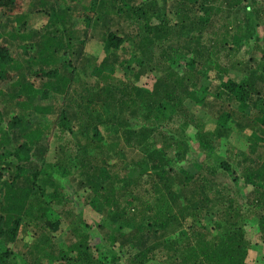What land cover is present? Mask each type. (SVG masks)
<instances>
[{
	"label": "trees",
	"instance_id": "trees-1",
	"mask_svg": "<svg viewBox=\"0 0 264 264\" xmlns=\"http://www.w3.org/2000/svg\"><path fill=\"white\" fill-rule=\"evenodd\" d=\"M157 1L88 0L79 17L85 27L107 28L103 38L105 59L92 68L90 79L83 81L79 90L73 88L76 69L70 61L59 66L56 54L61 52L62 43L56 34L60 32H46L39 37V56L33 60L28 54L25 63L0 48V76L7 70L21 69L34 80L45 82L47 92L58 104L37 111L58 115L53 134L69 138L67 150L73 157L74 169L84 178L86 203L109 215L100 224L110 226L113 232L106 253L102 251L105 242H98L94 249L88 243H79L74 246L76 254L70 261L118 264L131 251L139 250L135 249L138 244L143 249L130 257L133 264H264V255L250 261L252 249H262L264 253V156L259 154L264 138L252 130L246 133L249 124L264 130V49L259 50L260 59L255 57V51L247 63L240 61L238 56L253 40L257 26L251 19L250 26L245 22L232 23L229 16L245 9L250 18L251 0H162L170 3L169 13L161 12ZM17 5V0H0V19H12L19 10ZM54 10L51 20L62 22L63 16L56 7ZM114 19H123L124 28L109 29ZM20 38L31 40L33 35L21 34ZM120 50H127L128 54L122 55ZM70 68L68 75H61ZM209 72H214L219 80L216 98L227 97L237 103L235 110H231V105L225 107L227 111L223 109L216 128H233V123L243 126L239 135L247 140L253 156L252 164L242 169L241 175L245 184L254 189L247 203L240 197L223 195L214 184L212 176L217 169L235 175L226 161H215L217 165L209 171L200 163L173 167L174 161H184L188 150L185 133L192 124L189 108L202 103L196 91L197 75L208 78ZM149 75L154 78V90L139 84ZM27 89L36 95L32 86ZM177 121V130H170ZM43 138L42 130L30 131L15 152H8L18 164L12 166L15 175L1 181L0 193L6 192L1 199L6 201L7 210L17 205L13 199L20 204L9 220L3 209L0 211V264H8L14 256L9 247L17 241L21 225L26 224L21 213L27 215L28 225L56 231L61 224L59 214L64 213L62 207L69 201L63 183L55 180L59 175H54V170L32 176L34 185L47 176V186L42 185L38 191L25 185L31 175H21L25 166L23 161L20 163L19 152H30ZM157 138L161 139L160 148L154 143ZM197 140L211 155L215 149L212 141L201 131ZM113 144L141 151L144 159L127 165L132 169H127L125 175L111 171L105 162L94 166L98 154L108 146L110 150ZM88 152L97 155L90 157ZM29 159L26 154L25 160ZM256 162L260 165L256 166ZM9 170L0 165V180ZM70 175L71 168L65 177ZM21 178L23 184L18 182ZM143 178L149 187L148 195L140 192ZM110 187L114 189L110 191ZM178 189L183 197L190 194L196 200L192 214L187 207L179 208L177 198L181 197L174 196ZM221 203L224 205L215 211ZM249 225L256 228L260 243L254 245L248 240ZM124 229L133 233L131 242L135 245L129 249L115 235ZM159 234L173 237L148 245Z\"/></svg>",
	"mask_w": 264,
	"mask_h": 264
},
{
	"label": "rangeland",
	"instance_id": "rangeland-1",
	"mask_svg": "<svg viewBox=\"0 0 264 264\" xmlns=\"http://www.w3.org/2000/svg\"><path fill=\"white\" fill-rule=\"evenodd\" d=\"M17 2L16 8H19V10L15 11V16L12 19H0V48L7 49V55L11 58L25 63L29 55L32 59L39 56L42 43L39 37L44 36L43 34L46 32H60L59 35L56 34L58 41L62 43L61 52L56 54L59 66L70 61L69 63L73 65L72 68L76 69L75 74H73L75 80L73 88L74 90H79L83 81L90 79L92 68L105 59L103 38L107 28H98L99 25L97 28L85 27L83 18L79 17L84 14V7L88 0H75L74 3L71 0H64L63 2L61 0H17ZM158 6L161 8V12H171L170 3H167V1H157ZM54 7L63 16L62 22L57 19L51 20L52 13L55 11ZM69 7L71 10H67ZM250 7L253 11L250 18L246 14L245 9H240L238 12L233 11L229 15L232 23L245 22L247 26H250L251 19L257 26L253 32V40L238 56L243 63H247L255 51V57L260 59V48L264 49V1L251 0ZM19 17L21 20H19ZM25 22L27 25H24ZM124 23L123 19H116L114 24L109 26V29L113 28L114 31L117 28L123 29ZM21 34L24 36L33 35V39L25 41L21 38L18 39L17 37ZM69 37L72 38L70 39ZM119 53L125 56L128 54L127 50H120ZM72 68H70L68 73L62 71L61 75H68ZM208 75V78L200 73L197 75L198 87L196 91L202 103L189 108L188 114L192 119V124L185 133L187 137L185 138V144H187L188 150H186L184 161L179 163L174 161L173 167L174 169L186 168L191 164L200 163L204 164L206 170L209 171L210 168L214 169L217 165L215 161H226L228 165H232L235 175L227 173L223 168L217 169L216 174L214 171L212 176L214 184L217 185V189L223 191V195L227 196L229 194L235 198L240 197L243 202L247 203L249 198L253 197L254 189L245 184L241 175L242 169L252 164L251 157L253 156H251L248 149L247 140L239 135L243 126L240 127L239 124L233 123L235 124L233 128L232 126H229L226 130L216 128L217 119L223 109L226 110L225 107L231 105V110H235L237 103L228 100L227 97L217 99L216 93L219 80L214 72H209ZM30 76L28 71L25 72V70L21 69H16L13 72L7 70L0 76V165L10 169L3 174V178L0 180V187H2L1 183L4 179L15 175L12 166L18 164L17 159L10 157L8 152H15L14 149L22 144L24 136L30 131L42 130L44 133L43 142L37 144L28 153L19 152L20 163L23 161L25 166L21 175L24 177H30L31 175L29 180L26 179L25 185H29L38 191L42 185L47 186V176H44L45 178L43 179L40 176L42 181H37L35 185L33 184V177L35 175L39 177L42 172L48 171V173H51L50 171L53 172L54 170L55 173L53 174L59 175L55 177V180L63 183L62 185L67 191L66 194L69 201L64 203L62 207L64 213L59 214L61 224L56 231L51 230L49 227L42 230V228L28 225L27 215L21 213L22 222H26V224L21 225L17 234V241L9 247L14 252V256L10 258L8 264H75L70 259L75 257L76 253L73 248L79 243H88L93 248L94 245L101 241L107 244L102 248V251L105 252L109 249V237L113 233L110 231L111 227H100L102 221L107 219L109 215L105 211L99 212L93 209L86 203V187L82 184L84 178L80 177L78 171L74 169L73 157L70 156L71 154L67 150L66 144L69 138L67 136L62 138L58 134H55L56 136L53 134V127H55V123L57 124L58 115L51 112L41 113L37 111V108L51 107L56 102L52 98V94L47 92L45 82L34 80ZM141 80L139 84L143 87L151 90L156 88L152 75L145 76ZM29 86L35 89L36 95L29 93L27 89ZM69 103V101L66 102V106ZM179 123V121L174 123L170 130H174V128L177 130ZM248 126L246 133L252 130L264 138V130L261 127L254 124H249ZM200 131L202 136L204 135L212 141L211 145L215 149L211 155H209V151H205L199 146L197 135ZM76 133L77 129H75ZM154 143L158 147L162 144L161 139L158 138L154 140ZM64 146L66 147L63 148ZM262 146L259 154L264 156V144ZM102 153L98 154L96 161L93 160V162L95 161L93 165L96 166L105 162L111 171L122 173V175L128 173L126 172L127 169H132L127 168V165H132L144 159L143 152L121 146L120 144L110 145V150L108 146ZM26 154L30 157L29 160H25ZM89 155L93 157L97 154L89 153ZM172 157L173 154H170V158ZM258 165H260L259 162H256V166ZM70 168L71 175L66 178L65 175ZM203 172L206 171L203 170ZM206 176L210 175L207 173ZM145 181L146 179L143 178L140 192L148 195L146 191H149V187L145 186ZM18 182L23 184L24 180L21 178ZM113 189V187L109 188L110 191ZM5 193V191L0 193V211L3 209L2 212L6 220H9L11 216H15L16 207L18 206L19 208L20 203L13 199L17 204L12 206L14 208L11 207L13 212L10 209H5L6 201L1 199L6 195ZM210 193L213 195V192ZM185 195L183 197V193L179 189L176 190L174 196L181 198H177L179 199L177 201L173 197L172 203L177 201L179 208L187 207L189 214H192L197 207V202L190 194ZM225 198L227 199V197ZM222 205L224 204L216 205L215 211ZM175 211L177 210L175 209ZM223 222L227 224L226 220ZM246 231L248 233L247 238L251 243L254 245L260 243L259 235L253 225L246 226ZM115 235L119 238V243L125 245V249H129L130 245H135L131 242L133 233L129 229H124L121 234L116 233ZM172 237L173 234H163V236L159 234L158 236H153L148 245ZM135 249L141 250L143 247H139L137 244ZM117 250L119 251V248ZM139 250L131 251L118 264H133L130 257H133ZM263 255L262 249H252L250 261L252 258L260 259Z\"/></svg>",
	"mask_w": 264,
	"mask_h": 264
},
{
	"label": "crops",
	"instance_id": "crops-1",
	"mask_svg": "<svg viewBox=\"0 0 264 264\" xmlns=\"http://www.w3.org/2000/svg\"><path fill=\"white\" fill-rule=\"evenodd\" d=\"M18 38V37H17Z\"/></svg>",
	"mask_w": 264,
	"mask_h": 264
}]
</instances>
